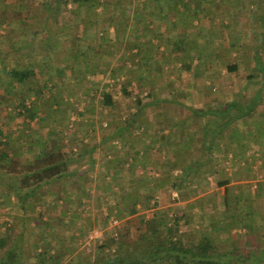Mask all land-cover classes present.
<instances>
[{
	"label": "crops",
	"instance_id": "1",
	"mask_svg": "<svg viewBox=\"0 0 264 264\" xmlns=\"http://www.w3.org/2000/svg\"><path fill=\"white\" fill-rule=\"evenodd\" d=\"M176 2L177 0H137L134 6H140L139 14L142 18L143 27L147 25L150 30L157 33V31L166 29L164 28L166 24H162L160 19L168 20V23L177 22L178 18L171 14L173 8L177 6ZM218 2L223 10H216L213 14L203 16L202 18H205L204 23L207 26L210 25V29L211 26L218 28L217 24L224 21V18L233 21L234 25L238 23L237 35L242 40L238 50L231 54L232 57H237L232 62L240 64L241 69L257 70L253 61L249 59V56L251 58L252 55L248 46L250 34L245 27V22L242 21L246 15L244 18L240 14L234 16L233 10H229L232 5L228 0ZM190 3L194 4L195 0H191ZM255 4L256 0H243L240 8L246 12L245 8L248 5L251 6L250 9H254ZM259 5L263 7L264 2H260ZM146 6L147 9H145ZM228 10L229 13H227ZM198 22L195 21L196 24ZM223 23L227 24L225 21ZM169 32H171L170 35L174 36L172 31ZM224 33L226 32L223 34L217 32L218 37L214 35L213 38L225 39ZM229 34L231 35L232 32ZM229 34L225 36L227 37ZM5 35L7 36L5 33L1 36ZM0 39V76L2 73L9 79L11 69H9L7 61L12 49L4 37ZM19 39L20 37L17 36L16 40ZM30 40L28 38L25 43H29ZM21 46V43L16 44L15 52L22 53L15 57L17 63L14 67L23 69L27 59L25 53L27 49ZM163 49L161 48V50ZM222 49L230 52L229 41ZM149 51H152L151 48ZM136 52L137 50L133 51V53ZM208 52L213 53L210 48ZM141 54L149 57L144 52ZM69 55H72L71 50L69 53L65 52L63 56H60L59 63L55 60L52 64L49 62L54 60L51 61L49 58L45 60L44 58L34 68L35 79L32 80L34 86L31 85V87L36 89L42 87L43 90L41 94L38 93L39 90H35L31 99L26 101L29 108L26 107L29 111L22 107L25 88L23 90V87L17 83L11 87L8 80L3 83L6 87L4 86L5 89L2 91L10 96H8L7 101L0 100V104L7 103L3 111L4 114L6 112V115L0 114L2 115L0 128L3 129L4 149L11 157H18L22 164L30 165L45 150V146L53 141H58L64 152L76 154V159L84 163L85 169L81 171L80 178H75L72 182L68 177L64 179H68L69 184L74 185L72 188L74 190L69 192V196H62L66 202H69L68 205L66 203L62 214L65 215V222L72 223L74 226L70 228L72 230L71 238L78 240L79 231L83 230L85 234L86 231L90 230L85 228L89 215L97 216L92 224L93 229L99 228L105 233L118 227L121 232L129 233L130 230L134 229L135 232H138V225L141 221L149 220L155 211H159L165 212L169 217L178 212L183 217V225L186 222L187 225L194 222L198 223L197 229L202 230L200 239L207 237L210 241L217 242L216 245L224 250L243 248L250 250L264 246V96L252 116L233 125L235 128L242 127L238 136L235 133L233 136H227L224 132L222 134L223 143L218 145L219 140L217 142L213 153V163L218 164V166L222 163L223 166L227 164L229 166L227 168H230L227 171L236 172L233 177L232 174L228 173V176L224 178V180H230L228 186L230 191H227L225 187L217 188L215 186V176L214 179L212 177L205 178L203 183L195 180L193 176L185 181L182 179L184 171L188 172L189 168H192L198 142L202 138V127L214 120H219L210 114L200 118L202 122H193L197 118L189 116L186 110L181 109L179 113H175L173 106L167 108L164 103H160L158 105L160 107L152 106L147 108L146 112L140 113L134 126L125 129L122 135H118V137L116 135L119 130L116 128L106 129V122L102 123L101 128L104 133L96 129L92 122H90L92 123L89 125L90 127H83V123H81L79 124L81 126L77 128L71 126L69 129L65 124V116L63 117L61 108L66 102L72 100L67 99L68 97L64 98L67 94H73L72 89L75 88L78 91L79 87L83 85L81 78L85 73H90L89 69H91L81 62L83 57L79 60H73ZM140 59L141 56L136 60V63L141 62ZM45 61L49 64L47 65ZM208 61L211 70L207 76L214 77L208 82L214 83L213 96L208 94V97L205 98V86L200 84V81L194 82L192 80L191 83L181 84L182 90L188 88L192 91L191 98H184L183 96L174 98L184 101L186 107L198 112L217 111L234 100L240 101L232 95L236 91L232 90L231 82L221 83L220 80L217 82L216 77L218 75L216 73L221 75L224 72L225 74L224 68L222 71L219 69L221 64H218L219 60ZM83 64L85 65L84 68ZM132 67L137 71L138 65L131 63L129 68ZM164 68L167 70V67ZM146 74V78L150 79V73L146 71ZM258 82L259 80H244L238 83V86L244 90H251V93L253 91V97L246 95L241 99L243 104L249 105L253 101L260 87ZM252 87L254 89H251ZM262 87L264 88V81H262ZM10 92L19 95L11 96ZM220 92L224 94V97H222L221 107H218L215 104L220 99H216L215 95ZM214 96L215 98H213ZM11 97L14 98L11 99ZM166 98L167 96H163L156 99L163 101ZM156 99L154 98V100ZM190 99L194 103L189 105ZM205 99L211 102L210 105H205L203 102ZM144 100L146 101V99ZM9 103L13 106H10ZM160 109H165V111H160ZM79 112L78 117L83 118L85 116H83V110ZM135 114L136 110H132L128 116L121 115L117 120L131 121ZM205 119H208L206 123L204 122ZM131 123L133 125L132 121ZM193 139H195V143H193ZM206 158L207 156L204 159ZM237 173L240 178L236 177ZM244 175L246 176L244 177ZM181 180L182 185L176 186V183ZM49 196L51 197V192ZM148 197H153L151 202L145 200ZM74 198L79 200V208H71ZM50 199L49 201H51ZM188 210L192 213L191 216L195 221L192 219V222L187 219ZM111 217L116 218L113 221L115 225L109 228ZM130 223L134 227L129 228ZM185 228L181 230L182 235L185 234ZM194 229L192 226V230ZM66 243V241L60 240L61 247L75 249L73 245L66 246ZM86 260V263L93 262L88 257Z\"/></svg>",
	"mask_w": 264,
	"mask_h": 264
},
{
	"label": "trees",
	"instance_id": "2",
	"mask_svg": "<svg viewBox=\"0 0 264 264\" xmlns=\"http://www.w3.org/2000/svg\"><path fill=\"white\" fill-rule=\"evenodd\" d=\"M13 1L0 0V30L6 25L7 36L5 35L4 38L12 49L11 52L16 51V44L19 43L22 44V48L25 47L28 50L43 35L42 51L38 54L35 51L25 52L27 59L23 69L14 67L9 73L8 81H10L11 87L17 83L23 87V90L25 88L22 107L26 111H29L26 101L31 99L35 90H39L38 93L40 94L42 93V87L36 89L31 85L34 86L32 81L35 79L34 68L44 58L45 60L47 58L51 61L54 60L49 62L50 64L55 60L59 63L60 56H63L65 52L69 53L71 50L72 55L69 57L73 60H79L83 56V62L85 60L86 66H89L87 63L88 54L84 50L86 43L87 50L90 49L94 53L96 52L95 46L100 47L107 60L124 59L128 52L133 53L134 50H137L131 55L135 57L132 64L138 65L137 70L143 71L145 69V72L150 73V79H147L144 74L136 76L138 83L135 86L146 87L147 94L144 97L146 101L142 99L140 94L130 89L133 87L131 82H124L121 88L122 93L125 96L134 97L133 106L136 107V114L131 119L133 125L130 120L118 124L115 119L107 120L106 128L118 129L119 132L116 135L118 137V135H122L125 129L134 126L140 113L149 107L158 106L160 103H164L167 108L173 106L175 113H179L181 109L186 110L189 116L197 118L193 122H198V119L206 117L208 114L218 118L221 122L214 120L202 127V139L198 142L192 168H189L188 172L184 171L182 179L185 181L193 176L195 180L203 183L208 176H215V186L217 188L225 187L227 191H230L228 188L230 180L221 178L224 176L225 170L213 163V153L222 134L240 120L252 116L264 96V88L262 87V81H264V6L259 5L264 0H256L254 9H250L251 6L249 5L245 8L247 20H250V23H245L250 34L248 46L252 55L249 59L255 64L257 74H261V77H258L259 82L257 84L260 87L255 98L249 105L234 100L224 105L220 110L201 112L186 107L182 100L174 99L181 96L184 98L191 97L190 93L185 92L186 89L182 90L181 85L176 87V82L183 80V78L187 79L189 76L196 82L200 74L207 75L211 70L208 60L213 62L218 59V64L221 63L229 75H237L242 68L240 64L232 62L233 57L231 56L235 50H238L242 40L237 35L238 23L234 25L233 21L224 18L227 24L222 21L218 28L211 26V29L210 25L205 29L202 28V24L197 25L195 23V21H200L203 16L213 14L216 10H223L218 1L224 0H195L194 4L190 3L191 0H177V6L173 8V12L170 11V8L169 11L175 18H178V23H168V20L160 19V22L167 26L165 25V30L159 29L160 31L157 33L150 30L147 25L143 27L142 18L139 14L140 6H134L137 0H15V4ZM228 2H231L232 7L229 10H233L234 16L243 11V8H240L243 0H228ZM216 5L217 7H215ZM100 9V14L106 17L107 30L114 31V37L110 38L111 44L95 45L93 43L94 45H92L94 39L89 37L88 33L80 35L75 31L74 34V30L70 29L73 25L64 21V18L70 13H75L77 16L83 14L91 21L94 13ZM229 10L227 13L230 12ZM130 11H132L131 14ZM31 20L32 24H35L34 28L31 27ZM59 26H65L67 31L62 29L58 31ZM129 29L131 32L128 35ZM169 31H172L174 36L170 35L171 32ZM217 32L222 34L226 32L224 33L225 39H214L213 37L214 35L217 36ZM229 32L232 34L230 35ZM226 34L229 36L226 37ZM15 36H19L20 39L17 41ZM28 38L31 40L29 43H25ZM227 41L230 44V52L222 49ZM82 45L83 52L81 51ZM150 48L152 51H149ZM161 48H164L162 67L156 66L157 69L153 71L148 61L150 62L155 57L156 51L161 52ZM209 48L212 50V54L208 52ZM142 52H148L149 57L144 54L142 56ZM140 56L141 62L136 63L135 59H139ZM49 63L47 62V65ZM172 64L174 66L173 72H167L164 67L170 70ZM95 67L89 66L91 68L89 69L90 73L94 72ZM126 70V66L121 67L119 75L123 76ZM245 80L256 81V77L250 74ZM156 84H159L161 89H173L167 91V98L163 101L156 98L154 100L155 95L160 91V88L151 86ZM100 105L102 110L111 109L115 111L117 104L114 93L111 91L103 92ZM84 115H86L85 112H83ZM104 120L106 119L104 118ZM2 133L3 129L0 128V173L9 177L3 182L5 184H2L11 190L10 197L15 196L17 198V204L23 217L20 222L8 225L9 229L6 233L0 226V264H62L70 258V264H264V246L258 249H250V251L224 250L216 245L217 242H212L207 237L190 241L185 238L186 235L181 233L183 217L178 212L169 217L165 212L159 211H155L149 220L141 221L138 225V237L133 240L134 242L124 239V232H121L118 227L112 229L113 235L114 233L118 234L117 238L108 236L109 232L104 233L105 241L100 245L95 261L81 263L78 255H74L76 249L60 246V239L56 234L57 227L51 224V220H45L44 213L38 214L32 220L28 216L26 205L33 198L36 200L33 204L34 209H37L39 204L50 205V201L46 197L51 198L52 201L55 198L54 195L51 194L50 197L48 191V195L45 197L42 192L55 190L59 193L62 184L66 186L69 183L68 179L64 180L66 177L70 178L71 182L73 179L81 177V171L85 169L84 163L76 159V154L64 152L58 141H53L45 146V150L30 165L22 164L18 157H11L4 149ZM193 141L195 143V139ZM206 156L207 158L204 159ZM178 184L182 185V180L176 183V186ZM152 198L148 197L145 200L151 202ZM33 223L34 225H32ZM37 232H41L39 241H35ZM120 236L121 241L117 242Z\"/></svg>",
	"mask_w": 264,
	"mask_h": 264
},
{
	"label": "rangeland",
	"instance_id": "3",
	"mask_svg": "<svg viewBox=\"0 0 264 264\" xmlns=\"http://www.w3.org/2000/svg\"><path fill=\"white\" fill-rule=\"evenodd\" d=\"M13 3L15 4V0L13 1ZM70 9H71V7H70ZM100 12H101V9L98 10L96 13H94V16H93L91 21H89L88 20L89 18H87L85 15L80 14L77 16V14H75V13L74 14L73 13L68 14L64 18V21L65 22L67 21L68 22L67 24H69V22H70L71 23L70 25H73V27L70 29L74 30L73 31L74 34H75V31L78 32L80 35L88 33L89 37H92V39H94V42H92V45H94L93 43H95V45L106 44V43L111 44L110 38L114 37V31L111 29L107 30L108 26L105 23L106 17L101 15ZM131 13H132V11H130V14ZM239 14L243 18L245 17L244 11L242 13L240 12ZM204 19L205 18H201L197 25L202 24V28L206 29L207 24L204 23ZM242 21L245 23H250V20H247V16L244 19H242ZM31 24H32V20H31ZM218 25L219 24H217V26ZM5 26H3L2 29L0 30V38L4 37L1 35H3L4 33L6 34L7 28ZM17 27L18 26L16 24V28ZM31 27L34 28L35 24L34 25L32 24ZM59 27L60 28L57 29L58 31L59 30L61 31V29L64 31H67L65 26L64 27L59 26ZM105 30H107L109 34L107 33V31L105 32ZM129 31L131 32V29L128 30V32H127L128 35H129ZM15 38H16V36H15ZM42 40H43V35H41V38L39 40H36V45L34 44V46H32L31 48H28V50H26V51H28V52L35 51L37 54H38V52L40 53V51H42L41 47L43 45ZM245 43H246V41H245ZM95 48H96V52L94 53L90 49L87 50V43L84 44V50H86L87 54H88V60H87L88 65L93 66V67L96 66L94 69V72L85 73L83 75V78H81L83 80V85L80 87L78 86L79 87L78 91H76V89L74 88V89H72L73 94L70 95V94L66 93L67 96L64 98V99H66L68 97L67 99L70 98L69 100H72L70 102H66V104L61 108V111H63L62 115H63V117L65 116V124H67L68 128L69 127L71 128V126H73V128H77L78 126H81V125H79L81 123H83V127H85V126L90 127L89 125L94 123V127L101 131L102 123L104 124L105 122H107V120L111 121V120L116 119L117 123L120 124V122H122V121L117 120V119L119 117H121V115L128 116L130 111L136 110V107L133 106L134 97L133 96H125L122 93L121 88H122V85L124 82H127V81L131 82L133 87L130 89L133 92L140 94L141 97H145V95L147 94L145 91L146 90L145 86L143 88L140 86L139 87L135 86V84L138 83L136 76L140 75V74H144V76H146L147 74L145 71H140V70L136 71V69L133 67L129 68V65H131L132 61L135 58V57L131 56V55H133V53L128 52V54H126L124 59L118 58L117 60H112V59L107 60V58L103 56V53L101 52V48L97 47V46H95ZM81 51L83 52V45H82ZM21 53L22 52H19V53L11 52L10 53V58L7 61V65L9 67V69H12V67H14L15 63H17L15 57L21 55ZM145 54H148V52ZM154 56H155L154 57L155 59L152 58L150 62L148 61V64L150 65V67H152L153 71L155 69H157L156 66L158 68L162 67L161 64L163 61V50H161V52L156 51ZM236 58L237 57H233L232 60H234ZM245 58L248 59L247 56H245ZM249 58H250V56H249ZM81 60H82L81 62L85 64L86 61L84 60V62H83V58ZM136 60L137 59H135V61ZM93 62L95 63L94 65H93ZM79 63H80V61H79ZM84 64H83V68L85 66ZM107 65H108V68H107ZM123 66H126L127 70L123 76H120L119 75L120 69ZM170 66H171V69L170 70L167 69V72H173L172 71L173 67H174L173 64ZM219 66H220L219 69L222 71L224 66L222 64H220ZM114 69H115V72L111 73L112 71H114ZM83 73H84V70H83ZM216 74L218 75V77H216L217 82H218V80H220L221 83H223V82H227V83L231 82L232 83V85H233L232 90L236 91L232 95L235 99H239L240 101H241V99H243V97H246V95L253 97V95H252L253 91L251 93V90L250 91H247L246 89L244 90L243 88L238 86L239 85L238 83H240V81H244L246 79V77L250 74L255 75L256 80H258V77H261V74H259V73L257 74L256 69H255V71H253L252 69L245 70L244 68L241 69L237 75H229L226 72H225V74H224V72L221 73V75L219 73H216ZM207 75H204V74L201 75L200 74L198 76V80H197V81H200V84L205 86L204 87V91L206 93V94L204 93L205 98L208 97V94L213 96V91L215 88L214 83H208L214 77L213 76L209 77ZM6 80H8V78H6L5 75L1 73V76H0V87H1V89H0V100L4 99V101L5 100L7 101L8 96H10V95L6 94L4 91H2L5 89L4 88L5 84H3V83ZM187 82L188 83L192 82V78L190 76L187 79L183 78V80H179L178 84L176 82V84H177L176 87H179L181 84L185 85ZM151 86H155V87L160 88V91L155 95L154 98H161L163 96H166L168 93L167 91L173 90L170 88L161 89L159 84L151 85ZM209 86L211 88H208ZM2 87H3V89H2ZM185 89L187 90L185 92H188L192 95V93H191L192 91H190V89H188V88H185ZM251 89H254V88L252 87ZM107 91H111L114 93V96L116 99V104H117L116 110L114 109L115 111H113L111 109H108V110L107 109L106 110L101 109L100 102L102 99V93L107 92ZM9 94H12L11 96H15V97L19 95L17 93H11V92ZM215 96H216V99H220L219 102L216 100L218 103H216L215 106L221 107L220 104L223 103L222 97H224V94H222L220 92V93H217V95H215ZM215 96L213 98H215ZM12 98H14V97H11V99ZM189 98H191V97H189ZM190 101L191 102H188L189 105L194 103L192 99H190ZM203 102L205 103V105H207V104L210 105V103H211V102H208L207 99H205V101L203 100ZM6 105H7L6 102H4L3 104H0V114L3 113ZM9 105L11 106L12 104L9 103ZM157 107H160V106H157ZM82 110H83V112H86V113L89 111L87 113V116L85 115L83 118L78 117V114L80 113L79 111H82ZM106 111L108 114L106 113ZM160 111H165V109L164 110L160 109ZM3 115H6V112H5V114L3 113ZM1 116L2 115H0V117ZM104 118L106 120H104ZM198 121H201V120L198 119ZM207 121H208V119L204 120L205 123ZM218 121L221 122L220 120H218ZM90 122H92V123H90ZM136 122H137V120H136ZM106 129H110V128H106ZM241 129H242V127L238 126V128L237 127L235 128V126H233L230 130H227L225 132V134L227 136H230V135L233 136V134L235 133V135L238 136L241 132ZM102 133H104V132H102ZM223 138L224 137H221L219 139L218 145H221L223 143L222 142ZM201 139L202 138H200L199 140H201ZM219 167H220V169L222 168L225 170L224 176L221 177L222 179L226 178L228 176V173L232 174L231 175L232 177H233V174L236 173L235 171L232 172L231 170L227 171V169H230V168H227V167H229L227 164H225L223 166V163H222ZM245 176L246 175H244V177ZM208 177L209 178L212 177V179H214V176H208ZM216 177H218V176L216 175ZM236 177L240 178V176H238V173H237ZM7 179H9V177L0 173V182H1L0 183V226H1L4 233H6V231L9 229L8 225H12V224H16L17 222H20L22 220V217H23L21 209H20L19 205L17 204V198L15 196H11L12 197L11 198L9 196L11 190H9L5 185H3V184H5L3 182H5ZM73 186L74 185H70L68 183L67 188H65V186L62 184V186H61L62 188H60L59 193L56 192L55 190L43 191L42 194L45 197L48 195L47 193L49 191V192H51V194L54 195L55 198L49 202L50 205H45V204L44 205H40V204L37 205L38 206L37 209H34L33 204H35L36 200H35V198H33L26 205V207H28L27 208L28 216L31 217V219L33 220L35 217L38 216V214L44 213V219L45 220H47V219L51 220V224L53 226L57 227L56 234L59 237V239L61 241H66L67 242L66 246H72V245L74 246V248L76 249L74 255H76V254L78 255L81 263L87 262V260H86L87 257L89 259H91L90 261L94 262L96 257L98 256V250H99V247L101 244L100 243H93L90 246H88L84 242L83 237H85V235L88 233V231L93 229L92 224H93L94 218L97 216H94V215L87 216V225L85 228H88L90 230L86 231L85 234L83 233V230L79 231L80 232L79 233L80 236H78L79 239L74 240L73 238L70 237L72 235L71 234L72 230H70V228L73 225H72V223H66L65 222L66 218L64 217L65 215L62 214L64 211V207L66 206V203H67V205L69 204V202H66L64 200V198H62V196L63 197L69 196L70 195L69 192H72V190H74V189H72ZM46 199L49 201L48 197H46ZM77 207L79 208V200L74 198V201L72 203L71 208L76 209ZM189 211L190 210L187 211V214H188L187 219L192 221L193 216H191L192 213ZM111 218L112 219H109V221H111V224H109V226H108L109 228L112 227L113 225H115V223L113 224V221L116 218L115 217H111ZM196 220H199V219H196ZM70 222H72V221L70 220ZM185 224L184 225L182 224L183 229L186 227L185 228V234L187 236L185 238H187L190 241L200 239L202 230L197 229L196 226L198 225V223L194 222L193 224L187 225V222H186ZM32 225H34V223ZM68 226H70V227H68ZM129 226H130L129 228L134 227L132 225V223H130ZM192 226L195 228L194 230H192ZM201 227H202V225H201ZM107 232H109L108 236H111L113 238V230L111 229L109 231H106L105 233H107ZM37 234L38 235H36L35 241H39L40 236H41V232H37ZM185 234H183V235H185ZM124 235H125V236H123L124 239H126L128 241H133L138 237V232H135V229H134V230H130L129 233H124ZM120 241H121V236L117 242H120ZM239 250L247 251L249 249L243 248V249H239ZM70 262H71V258L69 260H66L62 264H70ZM90 263H92V262H90ZM51 264H55V263H51Z\"/></svg>",
	"mask_w": 264,
	"mask_h": 264
},
{
	"label": "built area",
	"instance_id": "4",
	"mask_svg": "<svg viewBox=\"0 0 264 264\" xmlns=\"http://www.w3.org/2000/svg\"><path fill=\"white\" fill-rule=\"evenodd\" d=\"M114 238L118 237L117 233H114L113 235ZM105 241V234L103 232V230L99 229V228H95L90 230L84 237V242L90 246L93 243H104Z\"/></svg>",
	"mask_w": 264,
	"mask_h": 264
}]
</instances>
